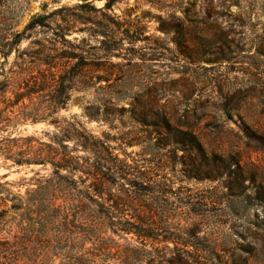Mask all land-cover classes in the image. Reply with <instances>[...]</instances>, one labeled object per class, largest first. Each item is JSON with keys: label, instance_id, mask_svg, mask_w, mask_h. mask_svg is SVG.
<instances>
[{"label": "rangeland", "instance_id": "obj_1", "mask_svg": "<svg viewBox=\"0 0 264 264\" xmlns=\"http://www.w3.org/2000/svg\"><path fill=\"white\" fill-rule=\"evenodd\" d=\"M34 15L45 17V27L24 31ZM0 20L7 33L14 24L12 33L21 34L19 53L44 44L39 57H53L56 76H69L72 65L82 64L77 80L85 89L70 90L64 108L47 119L79 121L157 185L136 174L129 180L137 187L118 181L130 194L138 188L141 200L154 193L151 211L140 214L153 223L158 240L141 247L135 235L124 240L108 230L102 236L111 240V257L103 263L101 255L97 264H158L163 256L185 264H264V57L257 54L264 48V0H0ZM176 23L182 32L172 28ZM180 34L189 59L175 45ZM15 57L10 49L0 55L5 73L17 70ZM49 103L45 97L40 107ZM90 105L104 119H88L84 109ZM154 109L175 128L192 132L207 156L233 158L237 166L230 168V179L239 182L187 180L182 170L191 157L163 144L151 116L139 123L138 117ZM9 131L41 142L56 133L48 121ZM36 173L47 176L50 167H4L0 159V183L14 196L29 198L36 186L27 182ZM10 205L8 214L16 216ZM124 215L130 219L133 213ZM60 262L62 257L54 264Z\"/></svg>", "mask_w": 264, "mask_h": 264}, {"label": "trees", "instance_id": "obj_2", "mask_svg": "<svg viewBox=\"0 0 264 264\" xmlns=\"http://www.w3.org/2000/svg\"><path fill=\"white\" fill-rule=\"evenodd\" d=\"M111 6L112 1L105 4L106 9ZM44 20V16L34 15L24 31L44 28ZM2 22L0 20V55L5 57L7 50H15V60H19V63L14 64L17 70L10 69L6 73L0 64V159L4 167L49 166L50 173L47 176L36 173L37 178L28 180L29 185L34 183L36 186L33 193H27L30 195L28 199L12 195L6 188L8 184L0 183V264H54L61 257L59 264H97L101 255L105 257L102 259L105 263L111 257V247L107 245L111 240L102 235L108 230L124 240L122 236L135 235L141 247H145V241L158 240L160 235H155L153 223L140 214L141 209L147 213L151 211L154 193H150L149 201L141 200L138 188L130 194L124 185L118 183L121 181L137 187L135 179L129 180L134 174L143 176L136 162H133L135 167H131L113 154L106 138L94 137L75 119H47L52 118L57 109L64 108L70 90L85 89V83L77 80L82 64L72 65L69 76L66 75L68 71L56 76L53 73V57H39L47 50L45 45L33 43L37 49L28 54L19 53L17 47L21 34L12 33L14 24L7 33L1 28ZM172 28L178 33L183 31L179 23ZM7 36L11 39L8 40ZM184 38L180 34L175 45L179 55L189 59L188 50L182 43ZM193 40L202 42L199 37ZM257 54L264 57V48L259 49ZM197 56L196 53L195 59H198ZM41 67L45 69L41 70ZM33 68L38 69V76L34 75ZM45 97L50 98L45 109L47 115L40 107ZM84 110L90 120L104 119L91 105ZM146 113L138 117L140 124H146L151 116L153 122L150 126L161 136L163 144L171 145L191 157L190 165L182 170L187 180L227 179L228 185L231 184L230 180L239 182L237 178L230 179V168L237 166L233 158L207 156L192 132L175 128L170 118L158 109ZM47 121L56 131L49 142H41L33 137H13L12 131H9L26 122ZM69 144L73 146L69 147ZM80 150L83 156L77 155ZM197 155L198 159H194ZM8 162L11 165L7 166ZM142 178L153 187L157 186L150 177ZM166 187L162 183L159 190L164 192ZM165 197L163 200H166ZM6 202L11 203L10 211L18 212L16 216L8 214ZM128 210L133 213L130 219L124 215ZM115 214L119 216L115 217ZM84 217L89 218V222H85ZM165 236L162 237L164 242L169 240ZM89 242L91 246L86 247ZM177 263L185 264V261L171 256H163L158 261V264Z\"/></svg>", "mask_w": 264, "mask_h": 264}]
</instances>
